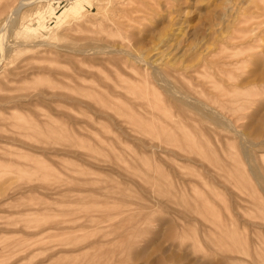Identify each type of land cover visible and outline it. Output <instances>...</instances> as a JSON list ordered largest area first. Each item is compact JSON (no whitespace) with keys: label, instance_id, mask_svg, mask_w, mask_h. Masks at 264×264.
Listing matches in <instances>:
<instances>
[{"label":"rangeland","instance_id":"rangeland-1","mask_svg":"<svg viewBox=\"0 0 264 264\" xmlns=\"http://www.w3.org/2000/svg\"><path fill=\"white\" fill-rule=\"evenodd\" d=\"M4 32L0 264H264V0H33Z\"/></svg>","mask_w":264,"mask_h":264},{"label":"bare ground","instance_id":"bare-ground-1","mask_svg":"<svg viewBox=\"0 0 264 264\" xmlns=\"http://www.w3.org/2000/svg\"><path fill=\"white\" fill-rule=\"evenodd\" d=\"M33 0H19L17 3H15V5H13V6H10L11 7V9H10V11H9V14H8V17H7V21H6V23L8 24H10V22L13 20V18H16L19 14H21V12H22V10H23V7H25L26 5H28L30 2H32ZM35 1V0H34ZM123 1V0H122ZM140 1V0H139ZM127 2V1H126ZM133 2V1H132ZM119 3H122V2H119L118 1V3H117V5H114V7H113V9L111 10L112 12L109 14V16L108 15H106V16H108V20L110 21V23H111V25H112V28H114V29H116L119 33H121V32H123L122 30L127 26V23L126 22H124L123 21V19L121 20V18H120V15L123 13L124 14V12H126L127 11V9L124 11V8H129L128 6H125V4L127 5V3H129V2H127V3H125L124 4V2H123V6H125L124 8H123V6L120 4L119 5ZM136 3V2H135ZM134 9V8H133ZM129 10V9H128ZM120 11H121V13H120ZM123 17V16H122ZM4 24V26H3V31H1L0 32V50L2 49V46H3V37H4V31L6 30V28H7V24ZM130 29V28H129ZM7 33V32H6ZM5 35H7V34H5ZM9 35V34H8ZM123 35V34H122ZM6 37V36H5ZM7 38V37H6ZM5 38V39H6ZM10 43H12V42H10ZM121 43V44H120ZM115 42L114 43V47H112L110 50H111V52L112 51H114V52H122V51H124L122 48H123V46L125 45V42ZM116 46V47H115ZM117 46H120V47H117ZM127 46V45H126ZM56 47V46H55ZM66 49V48H65ZM97 49V48H96ZM7 50V49H6ZM86 50V49H85ZM2 51V50H1ZM7 51H9V50H7ZM6 51V52H7ZM88 51L89 50H86V51H84L85 53H88ZM92 51V50H91ZM2 52H4V51H2ZM2 52H1V54H2ZM97 52V51H96ZM110 52V53H111ZM90 53V52H89ZM91 54V53H90ZM127 54H129V53H127ZM2 56V55H1ZM2 58V57H1ZM137 59H138V57H137ZM140 60H143V61H145L146 63H148L149 64V61L146 59V58H141ZM139 60V61H140ZM152 62V61H151ZM144 63V62H143ZM146 65V64H145ZM155 72H154V74H155V76L157 77H159V79H161L162 80V83H163V85H166V88H167V90H168V92H170V94H174V95H176L177 97H179V99L181 98L182 100H184V101H186V102H188V103H192V101H191V99L190 98H186L185 96H182L181 94H179L173 87H172V85L169 83V81L163 76V74L160 72V71H158V70H154ZM150 89H149V96H150ZM147 93V92H146ZM193 104V103H192ZM194 106H196V105H194ZM204 106V105H203ZM202 106V107H203ZM197 108V107H196ZM205 108V107H204ZM203 108V109H204ZM202 109V111H204ZM206 109V108H205ZM207 110V109H206ZM199 111H200V109H199ZM208 111V110H207ZM217 112V111H216ZM205 114V113H204ZM94 246L96 245V244H93ZM91 246V245H90Z\"/></svg>","mask_w":264,"mask_h":264}]
</instances>
